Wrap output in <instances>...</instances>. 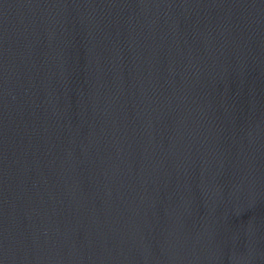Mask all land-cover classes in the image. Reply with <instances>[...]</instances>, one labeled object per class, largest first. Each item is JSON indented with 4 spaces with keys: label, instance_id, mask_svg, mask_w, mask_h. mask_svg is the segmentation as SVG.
<instances>
[{
    "label": "water",
    "instance_id": "1",
    "mask_svg": "<svg viewBox=\"0 0 264 264\" xmlns=\"http://www.w3.org/2000/svg\"><path fill=\"white\" fill-rule=\"evenodd\" d=\"M0 264H264V0H0Z\"/></svg>",
    "mask_w": 264,
    "mask_h": 264
}]
</instances>
